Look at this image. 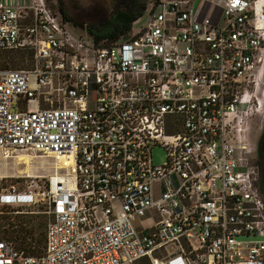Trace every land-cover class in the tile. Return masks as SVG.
I'll return each instance as SVG.
<instances>
[{
	"label": "built area",
	"instance_id": "built-area-1",
	"mask_svg": "<svg viewBox=\"0 0 264 264\" xmlns=\"http://www.w3.org/2000/svg\"><path fill=\"white\" fill-rule=\"evenodd\" d=\"M145 12L103 46L46 0H0V51L31 52L0 69V149L57 161L0 179L1 210L49 216L40 251L0 238V264H264V0Z\"/></svg>",
	"mask_w": 264,
	"mask_h": 264
},
{
	"label": "rangeland",
	"instance_id": "rangeland-1",
	"mask_svg": "<svg viewBox=\"0 0 264 264\" xmlns=\"http://www.w3.org/2000/svg\"><path fill=\"white\" fill-rule=\"evenodd\" d=\"M28 0H26L27 2ZM130 2L144 3L146 7L148 6L150 0H46L47 6L52 12L58 13V6L60 5L68 17L75 24L76 27L70 26L71 31L78 35L87 37V27L89 26H101L103 25L111 16L114 10H125ZM150 15L145 12L143 17L135 22L132 26L133 29H140L144 27L149 21ZM17 57L18 65L15 67L13 63L11 66L13 68H24L27 67L24 58L19 53H14ZM28 57H26L27 59ZM3 61V57H0V64ZM261 124L253 125L251 130L250 139L252 142L259 140L262 129ZM259 148L257 147V152ZM259 156V153H258ZM152 158L154 165H163L167 162L166 150L161 146H154L152 148ZM259 161L261 163V170L263 166L264 173V159L260 156ZM57 167V161L52 157H47L39 153L32 152H20L16 151L10 155H5L2 149H0V179H6L8 184L17 185V181L20 180L19 177H36L43 176L49 177L54 174L55 168ZM67 177H71L70 171L66 170L62 172ZM21 217V219L29 225L35 227V239H40L41 233H44L46 224L49 220V216L45 213V208L40 204L39 207L35 206L28 209H0V238H9L13 240L17 245V240L9 233L8 229H12L15 224V219ZM40 225L43 226L39 227ZM6 231V234H4ZM43 245L36 247L37 251L41 250Z\"/></svg>",
	"mask_w": 264,
	"mask_h": 264
},
{
	"label": "trees",
	"instance_id": "trees-1",
	"mask_svg": "<svg viewBox=\"0 0 264 264\" xmlns=\"http://www.w3.org/2000/svg\"><path fill=\"white\" fill-rule=\"evenodd\" d=\"M146 4L130 2L128 7L125 10H114L109 17V19L101 26H89L87 27V32L93 39L94 43L97 45H111L117 41L123 40L129 36V33L132 30V26L135 22L141 19L145 13ZM58 13L65 19L72 21L64 9L59 5ZM77 23H75L76 25ZM77 26V25H76ZM14 53H19L27 66L30 65L31 52L29 51H18ZM0 57H3V61L0 64V69L2 68H13L11 63L18 65L17 57L14 56L11 51H0ZM26 57H28L26 59ZM262 152V149H261ZM263 154V152H262ZM262 163V162H261ZM263 164V163H262ZM261 191L264 195V173L262 166V175H261ZM19 211H22L19 209ZM39 227H42L40 225ZM9 233L17 240L18 248L25 249L29 253L33 254L37 252L36 247L43 245L44 243V233H41L40 239L34 238L35 227L29 224H26L21 217L15 219V224L12 226V229H8ZM6 234V231H4Z\"/></svg>",
	"mask_w": 264,
	"mask_h": 264
},
{
	"label": "flooded vegetation",
	"instance_id": "flooded-vegetation-1",
	"mask_svg": "<svg viewBox=\"0 0 264 264\" xmlns=\"http://www.w3.org/2000/svg\"><path fill=\"white\" fill-rule=\"evenodd\" d=\"M67 21L70 23L71 26H76L72 21H70V20H67ZM256 147L259 148V150H258L259 157L262 156L264 159V127L262 129V133H261L259 140L256 141ZM261 149H262L263 154L261 152ZM261 162L263 163L262 160H261Z\"/></svg>",
	"mask_w": 264,
	"mask_h": 264
}]
</instances>
